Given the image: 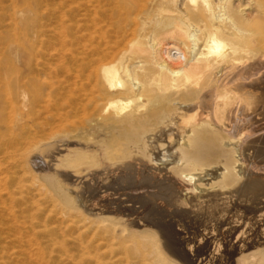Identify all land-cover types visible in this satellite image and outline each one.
I'll use <instances>...</instances> for the list:
<instances>
[{"label":"bare ground","instance_id":"6f19581e","mask_svg":"<svg viewBox=\"0 0 264 264\" xmlns=\"http://www.w3.org/2000/svg\"><path fill=\"white\" fill-rule=\"evenodd\" d=\"M70 10L9 34L0 204L22 196L15 165L38 172L93 264H264V0ZM210 211L225 215L202 223Z\"/></svg>","mask_w":264,"mask_h":264},{"label":"rangeland","instance_id":"374dc122","mask_svg":"<svg viewBox=\"0 0 264 264\" xmlns=\"http://www.w3.org/2000/svg\"><path fill=\"white\" fill-rule=\"evenodd\" d=\"M71 8L72 0H0V61L4 65L9 64L10 52L7 48H9V34L13 28L29 25L50 31L52 27L59 26L63 20L61 24L68 25ZM17 11H23L24 15L19 17ZM54 41L48 39L46 42L48 44H39L43 47L42 51H48L49 54L61 52L62 50L58 49L61 42L57 40L53 43ZM21 169L10 165L8 174L14 179L10 185L13 191L17 183L22 184V196L17 195L5 205L0 204V236L8 238L6 253L11 258L9 264H93L83 255L81 244L76 239L79 232L75 227H69L70 222L62 215L64 208L53 200L52 194H49L45 185L39 182L32 185V181H29L39 176L38 172L27 168ZM66 183L72 184V182ZM6 205L7 209H5ZM224 215L225 213L219 215L210 211L204 213L199 220L202 222L203 219L205 221L209 219L210 222H214L212 217L217 219ZM198 225L197 223L196 226ZM42 227H47V230L57 228V231L51 234L43 233L44 235L36 233ZM49 234L51 236H48ZM89 239L84 238V243Z\"/></svg>","mask_w":264,"mask_h":264}]
</instances>
